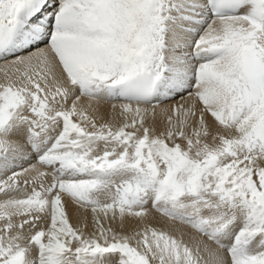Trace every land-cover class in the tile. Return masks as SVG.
<instances>
[{
    "label": "snow or ice",
    "instance_id": "snow-or-ice-1",
    "mask_svg": "<svg viewBox=\"0 0 264 264\" xmlns=\"http://www.w3.org/2000/svg\"><path fill=\"white\" fill-rule=\"evenodd\" d=\"M0 72V264H264V0H0Z\"/></svg>",
    "mask_w": 264,
    "mask_h": 264
},
{
    "label": "bare ground",
    "instance_id": "bare-ground-1",
    "mask_svg": "<svg viewBox=\"0 0 264 264\" xmlns=\"http://www.w3.org/2000/svg\"><path fill=\"white\" fill-rule=\"evenodd\" d=\"M2 80H3V73L0 72V81H2ZM177 102H178V100L177 101H172L171 103H177ZM90 103L93 105V108L96 107L95 103L92 102V101H89L87 98H82V100H81V104L85 108H88V105ZM119 103L120 102H117V104H119ZM100 107H101L102 112L104 113L105 121L111 122V123H113L114 125H117V126L120 123H122L123 118L119 114V108H117L115 110V112H113L110 103L102 104ZM88 111H89V114H94L92 109H88ZM97 122L100 123L101 121H97ZM70 218H71V223L73 224V226L74 227L77 226V223H78L77 219L74 216H72L71 209H70ZM87 222H88V225H89L87 231L91 232L93 230V227H92V216H91L90 212L87 215ZM106 227H107V225H106ZM114 227H115V225H114Z\"/></svg>",
    "mask_w": 264,
    "mask_h": 264
}]
</instances>
